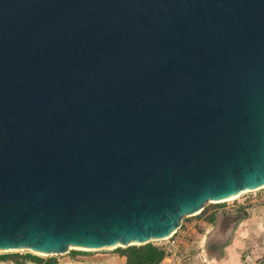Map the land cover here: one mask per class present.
I'll list each match as a JSON object with an SVG mask.
<instances>
[{
  "label": "water",
  "instance_id": "95a60500",
  "mask_svg": "<svg viewBox=\"0 0 264 264\" xmlns=\"http://www.w3.org/2000/svg\"><path fill=\"white\" fill-rule=\"evenodd\" d=\"M261 188L264 0H0V252L164 240Z\"/></svg>",
  "mask_w": 264,
  "mask_h": 264
},
{
  "label": "crops",
  "instance_id": "0c3cea01",
  "mask_svg": "<svg viewBox=\"0 0 264 264\" xmlns=\"http://www.w3.org/2000/svg\"><path fill=\"white\" fill-rule=\"evenodd\" d=\"M249 215L232 229H225L218 223L206 221V216L215 213L216 216L222 209L213 208L207 211V215L199 218L197 224H202L206 229L199 244V250L195 253L198 264H260L264 258V201L262 198L252 200ZM248 202L246 203V205ZM238 204L229 214H236L238 209L245 207ZM194 220L183 225V234L194 228ZM196 225V224H195ZM193 231V230H192ZM228 242V243H227ZM210 245L209 250L207 249ZM115 249L85 250L74 249L69 253L54 256L37 255L43 262L52 260L56 264H126V257ZM239 253H248L247 256H239ZM8 260H0L6 264ZM32 261H27V264ZM163 260L161 264H167ZM35 263V262H34ZM9 264V263H8ZM11 264H16L11 261ZM36 264V263H35Z\"/></svg>",
  "mask_w": 264,
  "mask_h": 264
},
{
  "label": "trees",
  "instance_id": "16d2710c",
  "mask_svg": "<svg viewBox=\"0 0 264 264\" xmlns=\"http://www.w3.org/2000/svg\"><path fill=\"white\" fill-rule=\"evenodd\" d=\"M248 212L245 207L238 209L236 214H229L225 211L219 213L216 216L215 213H211L206 216V221L211 223H218L227 230L232 229L238 225L244 218L248 216ZM228 243V242H227ZM208 244L207 249L209 250ZM121 255L126 257V264H161L166 257V250L164 247L155 244V242H149L143 245H132L129 247H118L116 249ZM12 256H1L0 260L10 259ZM16 258V257H15ZM27 261L35 262L36 264H56L52 260L43 262L38 256L28 253L21 258H16L14 262L17 264H27ZM264 263V258H263Z\"/></svg>",
  "mask_w": 264,
  "mask_h": 264
},
{
  "label": "rangeland",
  "instance_id": "374dc122",
  "mask_svg": "<svg viewBox=\"0 0 264 264\" xmlns=\"http://www.w3.org/2000/svg\"><path fill=\"white\" fill-rule=\"evenodd\" d=\"M260 197L262 198V201H264V188L243 193L233 199L227 200L226 202L207 203L205 210L201 214L196 215V216L185 217L183 220V225H185L187 222H191V220H194L193 222L194 228H192L193 231L190 230L189 232H186V235L184 237V242L181 244L180 249L182 250L186 249L187 251L189 250L192 255H195V253H197V251L199 250V244L201 243L200 241L203 236V233L207 229L202 224H197V221L199 218H202L203 216H205V214L207 215L208 210L213 209V208H219V209L232 213L233 212L232 210L234 209L236 205L243 204L245 206L246 203L248 202L246 207L248 208L247 212L249 213V210L251 208L250 205L253 204L252 200H255L256 198H260ZM183 225H182V230H183ZM155 244L159 246H165L167 244V241L159 240V241H155ZM28 253H31V252L29 251L0 252V255L1 256H12L10 259H7V260L10 262L11 261L14 262L16 258H21V256H24ZM31 254H34V253H31ZM247 255L248 253H239V256H247ZM260 264H263V260H261Z\"/></svg>",
  "mask_w": 264,
  "mask_h": 264
},
{
  "label": "built area",
  "instance_id": "2783aa9c",
  "mask_svg": "<svg viewBox=\"0 0 264 264\" xmlns=\"http://www.w3.org/2000/svg\"><path fill=\"white\" fill-rule=\"evenodd\" d=\"M181 230L182 227L171 237L164 239L167 241V244L162 246L167 253L165 260H168L167 264H198L195 260V256L192 255L189 250L180 249L185 237Z\"/></svg>",
  "mask_w": 264,
  "mask_h": 264
},
{
  "label": "bare ground",
  "instance_id": "6f19581e",
  "mask_svg": "<svg viewBox=\"0 0 264 264\" xmlns=\"http://www.w3.org/2000/svg\"><path fill=\"white\" fill-rule=\"evenodd\" d=\"M237 196H238V195H237ZM237 196H235V197H237ZM235 197H232V198H229V199H226V200H221V201H219V202L227 201V200L233 199V198H235Z\"/></svg>",
  "mask_w": 264,
  "mask_h": 264
}]
</instances>
